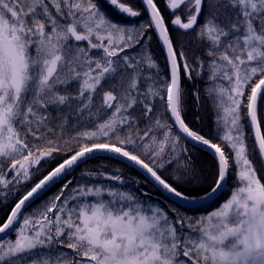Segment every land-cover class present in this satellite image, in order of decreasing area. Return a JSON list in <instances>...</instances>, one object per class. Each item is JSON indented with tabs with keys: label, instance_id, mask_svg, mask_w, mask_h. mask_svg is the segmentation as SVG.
<instances>
[{
	"label": "snow or ice",
	"instance_id": "obj_1",
	"mask_svg": "<svg viewBox=\"0 0 264 264\" xmlns=\"http://www.w3.org/2000/svg\"><path fill=\"white\" fill-rule=\"evenodd\" d=\"M140 3L0 0V264H264V0Z\"/></svg>",
	"mask_w": 264,
	"mask_h": 264
},
{
	"label": "trees",
	"instance_id": "obj_2",
	"mask_svg": "<svg viewBox=\"0 0 264 264\" xmlns=\"http://www.w3.org/2000/svg\"><path fill=\"white\" fill-rule=\"evenodd\" d=\"M121 2L129 3L130 6H133L136 10L140 11L142 13V17L141 18H143L144 10H143V5L140 3V0H121ZM158 3H159V6L161 7L162 11H164L163 0H158ZM164 14L167 17V13L165 12ZM170 31L172 32L173 36L178 35V33H176L175 31H172L171 28H170ZM152 47H153L154 54L157 57H159L161 60H163L162 51H161L160 47L157 45V43H156L155 36H153ZM203 86L204 85L202 84L201 81H199V80L195 81V88L196 89H202ZM185 87L188 89V92H189V96L187 98V107L189 109V117H188V120L186 122H189L190 127H194V128H196L198 130H202V134H204L206 136H209V138H211L209 134L213 131V113H212V110L210 108H208L206 104L203 107H200L197 110L196 107H195V101L191 97V92L195 90L193 88V83L186 81L185 82ZM201 96H203V92H201ZM196 116H199L200 123L199 124L191 123L193 117H196ZM189 147H191V145H189ZM200 157H201V160L204 161L205 163L211 164V157L209 155H207L205 153H201ZM95 163H96V161H89L87 164L81 165V167L78 168L73 173V175L74 176L79 175L81 170L87 169L90 166L94 165ZM109 163H111L113 167L126 168V166L123 165V164H120L119 161H111ZM127 172L130 175L136 177L137 179H142L140 174L137 171H135L134 169H127ZM59 187H60V185H56L55 187L51 188L44 195V197L41 198V201L44 200L47 197H51L57 191V189ZM0 191H2V188H0ZM145 191H147V189H145ZM224 193H225V195H223L221 197L220 202L222 201L223 198H226L230 194L226 190L224 191ZM153 198L154 199H161V198H159V197H157L155 195H153ZM0 199H2V197H0ZM41 201H37L36 204L33 205V208H35L37 205H39L41 203ZM14 203H15V201L11 197H9V202L7 203L6 206L0 205V223L3 222V220L6 218L7 214H10V210L14 206ZM210 209L211 208H208L207 210H210ZM29 211H31V209ZM204 211H205L204 207L201 206L198 212H204Z\"/></svg>",
	"mask_w": 264,
	"mask_h": 264
},
{
	"label": "rangeland",
	"instance_id": "obj_3",
	"mask_svg": "<svg viewBox=\"0 0 264 264\" xmlns=\"http://www.w3.org/2000/svg\"><path fill=\"white\" fill-rule=\"evenodd\" d=\"M222 202H223V201H222ZM198 214H202V213L197 212V213H191V214H189V215H198Z\"/></svg>",
	"mask_w": 264,
	"mask_h": 264
},
{
	"label": "water",
	"instance_id": "obj_4",
	"mask_svg": "<svg viewBox=\"0 0 264 264\" xmlns=\"http://www.w3.org/2000/svg\"><path fill=\"white\" fill-rule=\"evenodd\" d=\"M210 202V201H209Z\"/></svg>",
	"mask_w": 264,
	"mask_h": 264
}]
</instances>
